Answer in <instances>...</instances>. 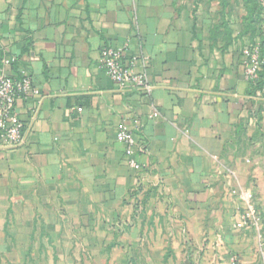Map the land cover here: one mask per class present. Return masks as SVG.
Wrapping results in <instances>:
<instances>
[{
  "label": "crops",
  "instance_id": "1",
  "mask_svg": "<svg viewBox=\"0 0 264 264\" xmlns=\"http://www.w3.org/2000/svg\"><path fill=\"white\" fill-rule=\"evenodd\" d=\"M246 15L240 0H0V71L43 94L17 104L29 145L0 151V264H264V82L242 62L261 38ZM105 47L150 57L153 92L120 93ZM124 120L142 173L116 139ZM234 188L255 192L258 227L235 228Z\"/></svg>",
  "mask_w": 264,
  "mask_h": 264
},
{
  "label": "built area",
  "instance_id": "2",
  "mask_svg": "<svg viewBox=\"0 0 264 264\" xmlns=\"http://www.w3.org/2000/svg\"><path fill=\"white\" fill-rule=\"evenodd\" d=\"M15 60L5 61V65L12 64ZM243 65L249 81L255 83L264 71V58L257 48L247 49L244 52ZM151 59L139 55L127 62L123 48L105 47L101 51L100 67L117 85L120 93H141L150 95L153 85L149 80V67ZM37 99L39 105L43 100L41 90L33 82L26 71L21 78L16 79L0 71V151H14L24 149L29 145L32 127L22 122L17 113V104L20 99ZM38 105V106H39ZM79 111H82L79 109ZM159 116L155 111L153 117ZM135 124L139 128L140 121ZM116 139L125 145V153L129 167L137 172H143V165L139 161L144 154L145 145L141 143L136 131L122 121L117 128ZM232 175V174H231ZM231 193L244 205V211L235 224L237 230H249L259 226L258 209L255 196L250 189L234 188Z\"/></svg>",
  "mask_w": 264,
  "mask_h": 264
},
{
  "label": "trees",
  "instance_id": "3",
  "mask_svg": "<svg viewBox=\"0 0 264 264\" xmlns=\"http://www.w3.org/2000/svg\"><path fill=\"white\" fill-rule=\"evenodd\" d=\"M244 3L245 10L247 12L246 22L247 29L252 31V37L257 35L261 38L260 53L262 58H264V5L260 0H253L256 4L254 7L247 8L246 0H240ZM254 48V47H251ZM249 48V49H251ZM264 82V71L260 74L258 80L253 84H257V87Z\"/></svg>",
  "mask_w": 264,
  "mask_h": 264
},
{
  "label": "rangeland",
  "instance_id": "4",
  "mask_svg": "<svg viewBox=\"0 0 264 264\" xmlns=\"http://www.w3.org/2000/svg\"><path fill=\"white\" fill-rule=\"evenodd\" d=\"M247 2H246V4H247V8L248 7H250V8H252V7H254L255 6V2L253 1V0H246ZM261 1V3L264 5V2L262 1V0H260ZM245 68V67H244ZM245 72H246V70H245ZM243 189V188H242ZM245 189H249V188H245ZM233 190V189H232ZM231 190V191H232ZM251 190V189H250ZM252 192H253V194H254V196H255V204H256V195H255V192L253 191V190H251ZM231 195L232 196H234L232 193H231ZM234 197H236V196H234ZM237 198V197H236ZM239 200V199H238ZM242 204V203H241ZM243 205V204H242ZM256 207H257V205H256ZM243 211H244V205H243ZM243 213V212H242ZM252 229V228H251ZM250 230V229H249ZM241 231H245V230H241ZM61 256H56V260H61ZM66 258V257H65ZM69 258V261L71 262V260H73L74 261V264H85V262H84V257H83V260L81 261V259L79 260V259H77V257H74V256H70V257H68ZM87 263H90V264H99V261L98 260H96V259H93V258H88V262ZM71 264H73V263H71Z\"/></svg>",
  "mask_w": 264,
  "mask_h": 264
},
{
  "label": "water",
  "instance_id": "5",
  "mask_svg": "<svg viewBox=\"0 0 264 264\" xmlns=\"http://www.w3.org/2000/svg\"><path fill=\"white\" fill-rule=\"evenodd\" d=\"M264 2V0H262Z\"/></svg>",
  "mask_w": 264,
  "mask_h": 264
}]
</instances>
